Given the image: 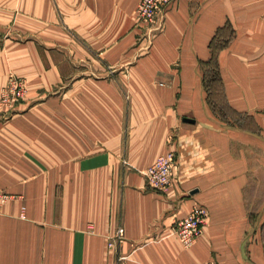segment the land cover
<instances>
[{
    "label": "crops",
    "instance_id": "1",
    "mask_svg": "<svg viewBox=\"0 0 264 264\" xmlns=\"http://www.w3.org/2000/svg\"><path fill=\"white\" fill-rule=\"evenodd\" d=\"M140 1L0 0V95L11 73L28 82L0 112V264H264V0H175L163 29ZM229 27L235 118L201 64ZM170 149L179 180L155 190L146 170ZM196 203L207 223L185 247L174 225Z\"/></svg>",
    "mask_w": 264,
    "mask_h": 264
},
{
    "label": "built area",
    "instance_id": "2",
    "mask_svg": "<svg viewBox=\"0 0 264 264\" xmlns=\"http://www.w3.org/2000/svg\"><path fill=\"white\" fill-rule=\"evenodd\" d=\"M175 0H141L137 6L139 20L149 24H157L158 28L164 27L163 19L167 8ZM27 79L11 73L0 95V111L11 112L23 102L27 92ZM179 165L177 151L170 149L169 152L160 155L146 170V178L150 187L157 190L167 191L178 179ZM10 196L0 189V212L8 203ZM208 209L201 203L193 205L192 210L185 218L177 219L174 231L180 236L184 246L193 244L203 233L206 226ZM125 228L120 227L116 237L123 239ZM201 264H219L218 260L211 259Z\"/></svg>",
    "mask_w": 264,
    "mask_h": 264
},
{
    "label": "trees",
    "instance_id": "3",
    "mask_svg": "<svg viewBox=\"0 0 264 264\" xmlns=\"http://www.w3.org/2000/svg\"><path fill=\"white\" fill-rule=\"evenodd\" d=\"M233 29L229 27L228 32L222 35V31L219 30L212 39L210 46L213 50L212 56L208 61H203L201 64L204 68L205 87L208 93V103L213 109L221 115L223 118H227V109L233 112L229 106L224 92L223 81L220 73L219 53L223 47H225L231 39L234 37ZM225 114V115H224Z\"/></svg>",
    "mask_w": 264,
    "mask_h": 264
},
{
    "label": "rangeland",
    "instance_id": "4",
    "mask_svg": "<svg viewBox=\"0 0 264 264\" xmlns=\"http://www.w3.org/2000/svg\"><path fill=\"white\" fill-rule=\"evenodd\" d=\"M157 24L159 25V23H157ZM157 24H156V26H158ZM157 28H158V27H157ZM158 29H163V27H162V28H158ZM227 110H228V111H226V113H225L226 115H230V116H232V117H234V118L236 117L235 114H234L232 111H230L229 109H227ZM0 112H1V111H0ZM12 112H13V110H11V112H8V113H4V112H1V113H2V114H10V115H11ZM225 114H224V115H225ZM0 189L3 190L4 192H6L3 188L0 187ZM6 193L10 196V197L8 198V202H9V201L13 198V195H11V194L8 193V192H6ZM7 204H8V203H7ZM7 204H6V205H7ZM5 207H6V206H5ZM5 207H4V209H5ZM3 211H4V210H3ZM3 211H2V212H3ZM0 213H1V212H0Z\"/></svg>",
    "mask_w": 264,
    "mask_h": 264
},
{
    "label": "water",
    "instance_id": "5",
    "mask_svg": "<svg viewBox=\"0 0 264 264\" xmlns=\"http://www.w3.org/2000/svg\"><path fill=\"white\" fill-rule=\"evenodd\" d=\"M185 120H187V121H190V122H193L194 120L193 119H191V118H185Z\"/></svg>",
    "mask_w": 264,
    "mask_h": 264
}]
</instances>
